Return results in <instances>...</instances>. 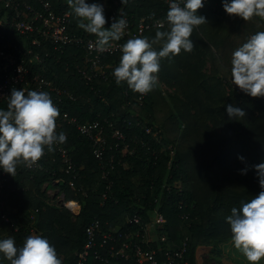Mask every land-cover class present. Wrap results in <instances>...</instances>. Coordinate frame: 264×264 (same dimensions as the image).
I'll list each match as a JSON object with an SVG mask.
<instances>
[{
  "label": "trees",
  "instance_id": "trees-1",
  "mask_svg": "<svg viewBox=\"0 0 264 264\" xmlns=\"http://www.w3.org/2000/svg\"><path fill=\"white\" fill-rule=\"evenodd\" d=\"M10 1L38 6V0ZM50 1L56 12L70 13L72 32L83 31L67 0ZM93 2L103 4L105 18L121 3L86 0ZM167 11L164 0H127L122 14L136 23L142 16L163 19ZM197 14L206 23L195 26L189 37L193 50L161 59L157 84L141 103L139 93L124 82H115L113 70L119 65V55L103 58L108 65L105 78L86 82L79 72L85 64L81 46L71 45L61 52L47 45L34 48L42 55L49 50V54L43 55V67L32 64V68L73 95H61L60 113L80 123L98 121L96 129L103 131L105 146L102 158H97L94 141L74 125L57 123L56 132L67 137L59 146L68 151L76 176L64 170L56 145L51 152L45 149L39 166L18 164L15 175H10L12 187L0 193L2 212L13 223L0 217V239L12 237L16 246H22L33 235L32 228L55 247L62 264H75L91 220L98 218L103 231H123L135 228L128 224V215L137 211L142 222H147L156 209L165 217L159 233L166 234L168 242L181 243L186 238L185 257L190 264H250L233 246L226 217L233 207L240 208L262 191L253 166L264 161V97H251L232 85L230 68L232 52L252 34L264 31V18L244 21L229 15L221 0H204ZM13 18L12 9L0 0V32L10 43L9 50L25 39L4 24ZM111 23L107 20L104 27ZM158 30H169L168 22L145 30L140 37L152 40ZM128 39L132 37L122 38L124 42ZM153 47L159 50L162 43ZM228 104L242 108L245 116L229 119ZM7 106L0 101V108L7 110ZM116 129L124 139L111 136ZM242 169L247 170L245 174ZM104 170L110 171L107 179L102 177ZM108 182L111 186L106 189ZM54 187L57 190L48 195V188ZM68 202L79 205L77 214L67 208ZM150 245L163 247L159 242ZM112 260L149 264L122 257ZM0 261L10 264L2 253ZM86 264L103 263L90 256ZM258 264H264V258Z\"/></svg>",
  "mask_w": 264,
  "mask_h": 264
},
{
  "label": "clouds",
  "instance_id": "clouds-1",
  "mask_svg": "<svg viewBox=\"0 0 264 264\" xmlns=\"http://www.w3.org/2000/svg\"><path fill=\"white\" fill-rule=\"evenodd\" d=\"M72 13L78 18V27L97 37L96 49L105 51L112 41H119L127 28L123 15L105 28L107 20L101 3L86 0H67ZM126 4L127 0H120ZM225 13L244 21L254 16L264 18V0H221ZM204 0H169L166 20L169 30L156 31L155 38L136 37L122 46V55L113 70L115 82H122L141 95L150 92L157 84L155 75L162 58L171 59L181 50L191 52L193 41L189 38L195 26L206 23L197 10ZM163 27V22L158 23ZM162 43L159 50L153 47ZM231 81L240 91L251 97H264V31H258L236 48L231 55ZM229 119L244 117L242 108L233 104L225 106ZM59 108L46 91L13 89L7 110L0 108V170L14 176L17 165L35 164L55 144L66 142L64 132H56ZM235 120V119H234ZM243 161V156H238ZM259 177L262 191L240 208L233 207L226 217L231 230L233 246L250 264L264 258V161L253 166ZM247 170L242 169L241 174ZM0 253L10 264H62L57 251L47 238L35 234L26 237L22 246H16L12 237L0 239ZM2 264V261H0Z\"/></svg>",
  "mask_w": 264,
  "mask_h": 264
},
{
  "label": "built area",
  "instance_id": "built-area-1",
  "mask_svg": "<svg viewBox=\"0 0 264 264\" xmlns=\"http://www.w3.org/2000/svg\"><path fill=\"white\" fill-rule=\"evenodd\" d=\"M3 1L4 6L14 12V18L5 20L4 24L25 37L21 44L15 46L14 50H9L10 43L6 40L4 33L0 32V101L6 103L9 102L13 89H22L25 94L30 90L53 92L55 95L51 96V99L59 109L62 94L68 98H73L72 93L57 88L50 80L45 79L32 68V64L43 67V55L48 56L49 54V50H45L42 55L34 48L42 49L47 45L54 51L61 52L71 45L81 46L84 50L85 64L79 72L86 82H89L97 76L105 78L108 65L104 62V57L113 54L121 57V46L125 43L122 38L126 35H130L132 38L140 37L145 30L158 26L160 22H163L164 25L167 21L166 13L163 19L142 16L136 23H132L127 16L122 14L123 4L115 0V4L120 3V6L118 9L112 8L106 20L113 22L114 19H119L123 15L128 22L127 28L119 41H112L105 51L99 52L96 49V35H89L84 30L81 33L72 32L69 29L70 13L68 11L56 12L50 0H38V6L22 5L10 0ZM168 6L169 0H164V7L167 10ZM1 25L2 22L0 21ZM144 95L139 93L137 97L139 103H141ZM60 121L74 125L79 133L94 141L93 153L95 157L102 158L105 138L103 131L96 129L99 126L98 121L80 123L74 116H69L66 112L60 113L56 125ZM111 136L124 139L123 133L117 129L112 132ZM55 145L64 164V170L66 172L71 171L73 177L76 176L68 151L59 146V143ZM37 166H39V160L29 167L35 168ZM109 172V170L102 171V177L107 179ZM110 186L111 182H108L105 188L109 189ZM8 187H12L10 174L0 170V193ZM105 198L106 194H103V199ZM3 205L4 201L0 197V217L13 226L10 218L2 212ZM66 206L73 214H77L76 209L80 210L79 205L74 202H68ZM126 220L130 226H135V228L130 229L128 227L123 231L113 228L109 231H103L98 218L91 220L84 229L85 241L78 252L75 264H86L90 256L103 264H117L112 259L116 260L119 257L138 263H144L147 260L149 264H190L185 257L187 251L186 238L181 243L168 242L166 234L159 233L165 223V217L158 210L153 211L152 219L147 222H142L141 215L137 211L128 215ZM30 231L33 235L41 234L40 231L32 228ZM153 242L163 243V247L160 245L153 247L150 245Z\"/></svg>",
  "mask_w": 264,
  "mask_h": 264
},
{
  "label": "crops",
  "instance_id": "crops-1",
  "mask_svg": "<svg viewBox=\"0 0 264 264\" xmlns=\"http://www.w3.org/2000/svg\"><path fill=\"white\" fill-rule=\"evenodd\" d=\"M56 190L57 189L55 187L54 188H48L47 194L51 196L53 194V192H55ZM50 191L52 192L51 194H50ZM76 210H77L76 213H78L79 210L78 209H76Z\"/></svg>",
  "mask_w": 264,
  "mask_h": 264
},
{
  "label": "rangeland",
  "instance_id": "rangeland-1",
  "mask_svg": "<svg viewBox=\"0 0 264 264\" xmlns=\"http://www.w3.org/2000/svg\"><path fill=\"white\" fill-rule=\"evenodd\" d=\"M162 89H165V87H163ZM52 192L50 191V194H51ZM205 257V256H204ZM204 260H205V258H204ZM206 261H207V259H206ZM205 261V262H206ZM207 264H218V263H216V262H211V261H208L207 262ZM220 264V263H219Z\"/></svg>",
  "mask_w": 264,
  "mask_h": 264
}]
</instances>
